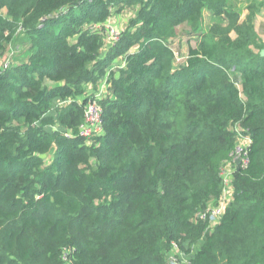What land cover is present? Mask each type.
<instances>
[{
	"label": "trees",
	"instance_id": "obj_1",
	"mask_svg": "<svg viewBox=\"0 0 264 264\" xmlns=\"http://www.w3.org/2000/svg\"><path fill=\"white\" fill-rule=\"evenodd\" d=\"M263 7L0 0V264H169L175 246L187 264H264ZM104 75L100 128L83 136Z\"/></svg>",
	"mask_w": 264,
	"mask_h": 264
},
{
	"label": "rangeland",
	"instance_id": "obj_2",
	"mask_svg": "<svg viewBox=\"0 0 264 264\" xmlns=\"http://www.w3.org/2000/svg\"><path fill=\"white\" fill-rule=\"evenodd\" d=\"M228 1H229L230 8L235 9L239 13L241 10H243L242 11L243 14L246 12V0H228ZM124 13H125V11H124ZM131 15H132L131 11L128 9V13H126L122 16L120 14H118L116 17L111 16L110 19L105 23V32L106 33H105L104 45L102 47V51H104L106 49V44L110 41L111 32H112V34H115V32H118V35H119L120 28L125 24V22L128 20V18ZM254 22H255V25H256L258 32L260 33V36L264 40V7L257 14V16L254 19ZM177 32L183 34V26L182 25L180 27H177ZM185 38H186V36L180 39L178 37V35H176L175 38L173 39L174 40L173 46H175V47L178 46V48L180 50V52L179 51L178 52L180 54L182 53L181 55L179 54L177 56L178 57L177 60H179V61L183 59L185 52H186V45L184 43ZM18 51H19V49H17L15 51V53ZM21 52H23L22 49L16 55L18 60H22L24 57ZM106 80H107V76L104 75L103 78L99 80V81H103L102 82L103 84H101L100 86L98 85V89L94 86H89L88 90H87V96L93 95V94L96 95L98 92L102 93L104 91V87L108 86V83L106 82ZM237 158L240 159L239 156H235L233 159L236 160ZM223 170H225V173H226L230 169L227 165H224ZM187 258H188L187 254L184 251L179 250L178 246H175L173 248V251L171 253H169L167 260H168L169 264H176V262H178L180 264H187Z\"/></svg>",
	"mask_w": 264,
	"mask_h": 264
},
{
	"label": "built area",
	"instance_id": "obj_3",
	"mask_svg": "<svg viewBox=\"0 0 264 264\" xmlns=\"http://www.w3.org/2000/svg\"><path fill=\"white\" fill-rule=\"evenodd\" d=\"M117 38H118V32H115V34H112V32H111L110 41H114ZM8 64H9V59L7 58L6 60H4L3 65L7 66ZM102 82L103 81H98L97 83L100 86L101 84H103ZM89 86H94V87H96L98 89V86H95V85H92V84H88V87ZM104 89H105V87H104ZM103 92L102 93L98 92L96 95L93 94L95 96L94 99H88L86 104H85V111H84L85 112V123L82 124L80 126V128H79V133L81 135H83V136H91V135L94 134L95 131H98L99 128H100L101 108H100V105L98 103V100L101 99ZM85 95H87V91L85 92ZM90 96H92V95H89L87 97H90ZM96 99H98V100H96ZM242 142H245V141H241L235 147V151L233 153V158L235 156H239L240 157L239 163H241V164L246 162V158H244L242 156L243 152H244L243 151L244 150V146H245V144H243ZM226 165L229 167L230 170L225 173V170L222 169V176H223L224 184L226 186H229V180H230V177H231L232 164L230 162H228ZM228 197H229V194H228L227 190L225 189L224 195L222 196V199H221V203L219 205H217L216 207H213L210 210H208V212H209L208 220L210 221L211 225L215 224L217 219L219 218V216L222 214L223 208H224V203L228 199Z\"/></svg>",
	"mask_w": 264,
	"mask_h": 264
},
{
	"label": "water",
	"instance_id": "obj_4",
	"mask_svg": "<svg viewBox=\"0 0 264 264\" xmlns=\"http://www.w3.org/2000/svg\"><path fill=\"white\" fill-rule=\"evenodd\" d=\"M260 55H264V48L260 50ZM239 161L240 160L238 158L235 160L237 164H239Z\"/></svg>",
	"mask_w": 264,
	"mask_h": 264
}]
</instances>
